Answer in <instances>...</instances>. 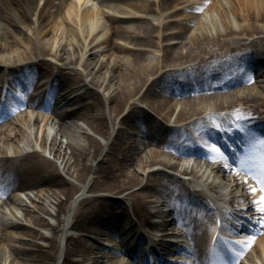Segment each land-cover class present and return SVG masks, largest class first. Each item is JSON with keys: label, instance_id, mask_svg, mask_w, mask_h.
<instances>
[{"label": "bare ground", "instance_id": "6f19581e", "mask_svg": "<svg viewBox=\"0 0 264 264\" xmlns=\"http://www.w3.org/2000/svg\"><path fill=\"white\" fill-rule=\"evenodd\" d=\"M70 50L77 52L73 60ZM89 57L95 63L87 62ZM104 58L110 71L106 66L101 72ZM70 67L77 70L74 79L80 85L64 98L99 87V100H108L110 114L90 106L59 115L40 103L52 117L34 118V129L26 126L32 113L27 104L46 102L39 88L46 90L47 82L36 88L27 106L9 110L13 95L9 104L0 103L2 204L10 200L7 183L37 190L32 210L16 204L6 212L0 205V264H148L141 259L143 234L131 224L128 208L144 226L170 227L174 236L184 230L185 239L174 241L186 246L174 244L167 233L157 236L155 246L168 260L164 264H209L202 245L206 241L214 248L210 215L227 217L226 231L247 232L249 225L252 232L261 229L253 252L261 244L264 256V74L243 83L248 70L264 72V0H97L95 5L86 0H0V85H16L20 73L43 70L67 82L71 78L62 68ZM93 73L99 75L87 80ZM104 83L108 86L100 91ZM11 112L15 117L7 119ZM70 116L84 117L105 141L84 135L83 145L77 143L64 123ZM233 125L244 127L246 143L234 171L231 158L222 159L214 145L228 128L235 136ZM135 128L140 140L130 133ZM196 135L200 144L193 153L208 155V171L164 155L166 150L185 153L197 143ZM210 200L231 209L218 208L219 216L220 204L207 208ZM113 224L106 241L115 244L106 249L96 245L103 235L99 227L110 230Z\"/></svg>", "mask_w": 264, "mask_h": 264}, {"label": "rangeland", "instance_id": "374dc122", "mask_svg": "<svg viewBox=\"0 0 264 264\" xmlns=\"http://www.w3.org/2000/svg\"><path fill=\"white\" fill-rule=\"evenodd\" d=\"M80 2L82 1V0H79ZM87 2H92L94 5L96 4V2H97V0H86ZM76 54H77V52H74V51H72V50H70V52H68V57L69 58H71L72 60H73V58H75L76 57ZM47 58H48V56H47ZM87 62H91V61H93L92 63H95V61H94V59H92L91 57H89V58H87V60H86ZM107 62V59L106 58H104V60H103V65H105V63ZM100 64V62L98 63V65ZM106 66L107 65H105L104 67H103V69H101V72H103V71H105V68H106ZM110 71V69H108V66H107V69H106V71ZM43 72V71H42ZM249 73H250V71H248ZM248 72L247 73H245V75H252V74H248ZM43 74V73H42ZM99 75V73H93L92 75H91V77H88V79H90V78H97V76ZM70 81H67V83H68V85L69 86H78V85H80L79 83H77V82H75V75H74V77H73V75H70ZM68 85H66V86H68ZM66 86H65V88H66ZM103 86H108L107 85V83H104L101 87H100V91H102L103 90ZM193 86V85H192ZM93 88L95 89V90H85V89H82V90H80L79 91V94H81V97H79V98H76V99H73V100H70L69 101V103L68 104H66V105H64L63 107H60V109H58L57 111L56 110H54L55 111V113H57V114H59V115H64L65 114V111L66 110H77L78 108H80V107H95V108H98V110H99V113H105V114H110V110H109V103L106 101V102H103V101H101V99L99 100V93H98V90H97V88H99V87H96V86H93ZM190 88V90H191V87H189ZM97 90V91H96ZM189 90V91H190ZM184 95H186V94H183V96ZM198 95V94H197ZM56 101V99L54 100V102ZM141 106L144 108V105L143 104H141ZM102 107V108H101ZM68 108V109H67ZM73 108V109H72ZM38 114H37V116L40 118L41 117V115H47L46 117H48L49 116V114H47V113H44V112H37ZM35 114V113H34ZM93 114V113H92ZM36 115H34V117H35ZM34 117H32V118H30L29 120H28V122H27V125L26 126H30V128H33L34 129V125H32V122H33V119H34ZM88 121L84 118V117H79V116H75V117H67V118H64V123L65 124H67L68 126H69V130H70V132L73 134V136L75 137V140L77 141V143H79V144H82L83 145V142H84V135H89L90 137H92V138H94V139H98V140H100L102 143L105 141L103 138H101L98 134H96L86 123H87ZM52 124L51 125H53V122H51ZM32 126V127H31ZM56 127V125H54V128ZM130 133H131V135L134 137V139L135 140H139L140 138H141V134H140V130L139 129H137V128H135V129H132L131 131H130ZM20 141H24L23 140V138L20 140ZM159 143V145H160V143L161 142H158ZM166 148V147H165ZM173 153L171 152V151H168V150H166V153H165V156L166 157H168V158H171L173 155H172ZM46 155H48V154H46ZM175 160H176V158H175ZM226 163H229V162H226ZM192 164L190 163L189 164V167L191 166ZM64 177H65V175H64ZM11 186H12V184H11ZM47 187H45V189H46ZM192 189L194 188V187H191ZM191 188H187L188 190L189 189H191ZM199 188V187H198ZM197 188V189H198ZM36 188H29V193L31 194V195H33V199H30V200H28V202H27V208H34L35 207V203L37 202L36 200H37V198L35 197V194H36ZM195 209H197L198 207L197 206H193ZM164 209H169V207L167 206V204H166V206L165 207H163ZM47 209L49 210V212H50V214L51 215H54L55 213H56V208L54 207V206H48L47 207ZM128 212H129V214H130V218H131V220H132V222H134V223H131V224H134V225H136V227H135V230H136V228H144V230H143V232H146V228L144 227V224L142 223V222H140V219L138 218V215L132 210V209H130V208H128ZM42 214V213H41ZM43 216H44V218L47 220V221H50V222H54V219L52 218V216H50V215H47V214H45V213H43ZM154 219H156L157 220V218H154ZM146 226V225H145ZM174 226V225H173ZM109 227H111V228H109L110 230H108L107 228H106V226H104V225H101L99 228H100V231L103 233V235L101 236V242H96V245H98V246H100V247H103L104 249H106V248H108V245H110V244H115V242L114 241H111V243H109V242H107L106 240H107V237L110 235L111 236V233H112V230L116 227V226H109ZM161 229L163 228V227H160ZM179 229H181L182 231H183V233H184V230L182 229V228H179ZM264 230V229H263ZM167 231H169V230H167ZM44 233L45 234H49L50 232L49 231H46V230H44ZM144 237V236H143ZM168 237L169 238H172L173 236L172 235H170V233H168ZM88 238H90V237H88ZM176 238V237H175ZM175 238H173L174 240H175ZM253 238V237H252ZM177 239V238H176ZM178 239H181V237H178ZM38 242H40V243H44V241H42V240H38ZM183 244H185V243H183ZM257 244V240H255L254 242H253V246H252V248H254V246ZM205 246H206V241H205V245L203 244L202 245V250H203V253H204V250H205ZM260 246V245H259ZM252 248H250V250H252ZM262 250V245H261V248L259 249V251H261ZM107 251V250H106ZM263 253V252H262ZM111 254V253H110ZM164 256V255H163ZM122 256H120V258H121ZM260 256L258 255V254H255V257H254V259H255V264H261V260H260V258H259ZM124 259L127 261V258H125L124 257ZM182 264H187V263H182Z\"/></svg>", "mask_w": 264, "mask_h": 264}, {"label": "snow or ice", "instance_id": "6c2138e0", "mask_svg": "<svg viewBox=\"0 0 264 264\" xmlns=\"http://www.w3.org/2000/svg\"><path fill=\"white\" fill-rule=\"evenodd\" d=\"M261 145L264 146V141H261ZM261 183L264 184V179L261 180ZM261 190L264 191V188H262ZM260 204L264 205V197H261ZM260 211L264 212V206L260 208ZM261 223L262 225H264V217H262Z\"/></svg>", "mask_w": 264, "mask_h": 264}]
</instances>
